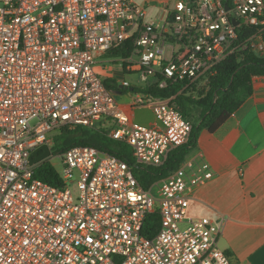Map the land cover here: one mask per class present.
<instances>
[{"label":"built area","instance_id":"built-area-1","mask_svg":"<svg viewBox=\"0 0 264 264\" xmlns=\"http://www.w3.org/2000/svg\"><path fill=\"white\" fill-rule=\"evenodd\" d=\"M145 16L131 0H0V264H231L221 226L188 217L191 192L211 178L204 168L188 177L185 161L144 190L131 167L95 148L52 154L61 127L102 128L136 163L158 167L192 127L171 100L141 90L182 84L181 93L231 55L264 57V0H178L161 24ZM242 28L256 31L239 40ZM128 42L123 69L150 83L121 87L159 127L131 122L96 72L99 55ZM43 145L61 163L59 186L35 177L42 163L30 157ZM153 213L160 227L147 239Z\"/></svg>","mask_w":264,"mask_h":264},{"label":"crops","instance_id":"crops-1","mask_svg":"<svg viewBox=\"0 0 264 264\" xmlns=\"http://www.w3.org/2000/svg\"><path fill=\"white\" fill-rule=\"evenodd\" d=\"M131 1L145 11L146 20L161 24L178 0ZM109 52L98 56L95 69L103 82L110 81L118 105L127 115L134 108L149 109L130 106L134 93L121 87L129 73L120 63L122 58L109 57ZM251 86V95L223 126L212 134L200 132L185 160L191 163L188 177L202 168L211 173L204 185L191 192L188 217L221 226L218 247L231 264H264V76L254 77ZM118 96L126 102L120 103ZM152 117L147 125H140L159 127L153 113Z\"/></svg>","mask_w":264,"mask_h":264},{"label":"trees","instance_id":"trees-1","mask_svg":"<svg viewBox=\"0 0 264 264\" xmlns=\"http://www.w3.org/2000/svg\"><path fill=\"white\" fill-rule=\"evenodd\" d=\"M256 31L255 28H242L238 37L244 40ZM130 42L111 50L108 55L126 58L130 55ZM264 76V57H258L252 51H245L231 55L223 60L216 68L215 73L208 77L204 86L191 85L181 93L182 84H169L160 89L153 84L141 90L143 94L160 100H171L182 116L191 124V133L187 142L172 149L164 163L158 167L144 166L136 163L132 148L125 142L113 140L108 132L102 128L88 129L77 127L68 129L61 127L50 136L52 154L63 153L73 147H92L100 152L109 154L132 168L136 181L144 190H149L155 183L166 178L176 171L195 149L201 131L216 132L223 126L252 93V79ZM110 88V81H104ZM35 177L52 186L61 184L52 164L43 162L35 170ZM160 227V218L157 213L148 215L142 227V235L150 239Z\"/></svg>","mask_w":264,"mask_h":264},{"label":"rangeland","instance_id":"rangeland-1","mask_svg":"<svg viewBox=\"0 0 264 264\" xmlns=\"http://www.w3.org/2000/svg\"><path fill=\"white\" fill-rule=\"evenodd\" d=\"M109 57L113 58V56H109ZM117 61L119 62V60L117 59V60H114L113 63H117ZM120 63H121V61H120ZM125 79L131 85H135V86L136 85H139V86L145 85L146 86V84L150 83V79H147L144 81L140 80L137 74H129L125 77ZM117 100L120 103L126 102L125 100H123L122 96H118ZM128 117L131 120V122L138 123V124H144V125H147L148 122L153 119L150 109H146V108H134L128 113ZM54 133H52L51 136ZM50 163L52 164V166L56 169V171L58 173H62V166H61V163L58 159L51 160ZM153 192L155 193L156 189H154Z\"/></svg>","mask_w":264,"mask_h":264},{"label":"water","instance_id":"water-1","mask_svg":"<svg viewBox=\"0 0 264 264\" xmlns=\"http://www.w3.org/2000/svg\"><path fill=\"white\" fill-rule=\"evenodd\" d=\"M235 25L237 23L233 21ZM42 151L43 153L41 155H38V152ZM50 157V151L46 145H43L36 149L35 151L32 152L31 157H30V163L33 164H38V163H43L47 161V159Z\"/></svg>","mask_w":264,"mask_h":264}]
</instances>
